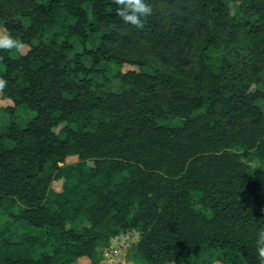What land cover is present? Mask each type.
Returning <instances> with one entry per match:
<instances>
[{"label": "trees", "instance_id": "16d2710c", "mask_svg": "<svg viewBox=\"0 0 264 264\" xmlns=\"http://www.w3.org/2000/svg\"><path fill=\"white\" fill-rule=\"evenodd\" d=\"M145 2L0 0V264H262L264 0Z\"/></svg>", "mask_w": 264, "mask_h": 264}, {"label": "rangeland", "instance_id": "374dc122", "mask_svg": "<svg viewBox=\"0 0 264 264\" xmlns=\"http://www.w3.org/2000/svg\"><path fill=\"white\" fill-rule=\"evenodd\" d=\"M230 7L231 15L236 10V5L232 2H228ZM3 37L2 31L0 30V39ZM36 43V41H34ZM22 52L27 50V47H20ZM132 68L131 66L124 65L122 69L127 70ZM1 69V67H0ZM10 104L9 100L1 98L0 93V105L4 106ZM29 117V116H28ZM26 115L21 113H16L15 116L12 117V120H24ZM75 161V158H69L67 162ZM256 166V164H255ZM54 188L58 187L59 184L54 183ZM81 227H79L80 229ZM135 243H136V236L131 235L129 233L123 234L122 236L118 237L114 240V242L109 246H99L97 251L99 254V259L94 264H145L142 260L141 256L138 253H135ZM76 264H91L89 260H84L77 262ZM216 264V263H215ZM218 264V263H217Z\"/></svg>", "mask_w": 264, "mask_h": 264}, {"label": "clouds", "instance_id": "9594fccd", "mask_svg": "<svg viewBox=\"0 0 264 264\" xmlns=\"http://www.w3.org/2000/svg\"><path fill=\"white\" fill-rule=\"evenodd\" d=\"M113 2L119 6L117 14L125 21V23H130L137 28H142L143 22L141 17H146L151 15L152 9L145 0H113ZM21 43L18 40L12 39L10 36H6L3 39H0V48L3 49H12L21 47ZM6 85V81L0 79V91ZM258 244V258L264 264V229H261L259 232Z\"/></svg>", "mask_w": 264, "mask_h": 264}]
</instances>
